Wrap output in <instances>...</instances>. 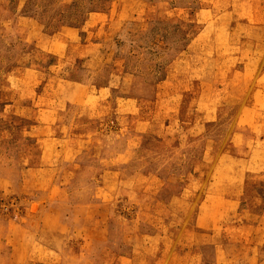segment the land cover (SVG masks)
<instances>
[{"label": "rangeland", "instance_id": "rangeland-1", "mask_svg": "<svg viewBox=\"0 0 264 264\" xmlns=\"http://www.w3.org/2000/svg\"><path fill=\"white\" fill-rule=\"evenodd\" d=\"M200 3L0 0V264H264V26Z\"/></svg>", "mask_w": 264, "mask_h": 264}, {"label": "crops", "instance_id": "crops-1", "mask_svg": "<svg viewBox=\"0 0 264 264\" xmlns=\"http://www.w3.org/2000/svg\"><path fill=\"white\" fill-rule=\"evenodd\" d=\"M215 2L213 4H208L209 2ZM222 2V7L219 8L216 5V2ZM200 8L198 9L196 15L197 17L206 16L209 18H218L220 17L222 20H224V23L227 24H216L213 26V32L214 33H222L225 38V33H231L232 32V26L231 24L233 22H244L247 24H254L255 26H264V0H200ZM207 3L206 6H203V3ZM98 13V11H92L90 14ZM29 16V15H24ZM203 16V17H204ZM200 20H202L200 18ZM199 20V21H200ZM226 20V21H225ZM229 25V27H227ZM224 26L226 28L224 29ZM204 30L202 29L201 33ZM209 31V27L207 28V32ZM199 32L194 33V36H197L196 39L198 41V37H200ZM218 38V37H217ZM192 40V39H191ZM213 41V40H212ZM188 45V43H187ZM186 45V46H187ZM258 79H264V72L260 74L257 78ZM264 93V90H262V94ZM3 94V92H2ZM256 92H252V96H255ZM261 108L256 107V112L264 113V106H260ZM263 107V109H262ZM254 109V110H255ZM264 212V209H262Z\"/></svg>", "mask_w": 264, "mask_h": 264}, {"label": "trees", "instance_id": "trees-1", "mask_svg": "<svg viewBox=\"0 0 264 264\" xmlns=\"http://www.w3.org/2000/svg\"><path fill=\"white\" fill-rule=\"evenodd\" d=\"M67 6H72V3L71 4H69V5H67ZM97 9H95V8H90L89 10H88V15L92 12V11H96Z\"/></svg>", "mask_w": 264, "mask_h": 264}]
</instances>
